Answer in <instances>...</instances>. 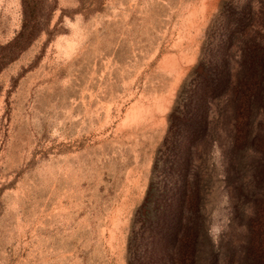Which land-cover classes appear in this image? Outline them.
I'll use <instances>...</instances> for the list:
<instances>
[{
	"label": "rangeland",
	"instance_id": "obj_1",
	"mask_svg": "<svg viewBox=\"0 0 264 264\" xmlns=\"http://www.w3.org/2000/svg\"><path fill=\"white\" fill-rule=\"evenodd\" d=\"M22 1L37 36L0 68V264H127L168 114L229 0ZM21 17V0H0V47ZM199 159L209 241L244 249L220 150ZM253 246L264 259L262 230Z\"/></svg>",
	"mask_w": 264,
	"mask_h": 264
},
{
	"label": "trees",
	"instance_id": "obj_2",
	"mask_svg": "<svg viewBox=\"0 0 264 264\" xmlns=\"http://www.w3.org/2000/svg\"><path fill=\"white\" fill-rule=\"evenodd\" d=\"M20 28L0 68L37 36L34 9L21 0ZM226 8V9H225ZM226 27L179 90L127 240V264H264L253 246L264 233V0L245 11L229 0ZM261 32V34H260ZM260 38H263L262 40ZM217 147L231 224L241 221L246 247L210 243L199 154ZM207 176V175H205ZM211 177V176H210Z\"/></svg>",
	"mask_w": 264,
	"mask_h": 264
}]
</instances>
